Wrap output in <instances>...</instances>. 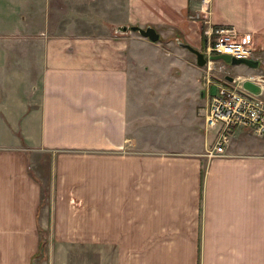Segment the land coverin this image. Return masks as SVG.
<instances>
[{
	"label": "crops",
	"instance_id": "crops-1",
	"mask_svg": "<svg viewBox=\"0 0 264 264\" xmlns=\"http://www.w3.org/2000/svg\"><path fill=\"white\" fill-rule=\"evenodd\" d=\"M217 25L252 33L256 68L211 63L259 92L264 0H0V264H264V136L208 159L201 68L155 79Z\"/></svg>",
	"mask_w": 264,
	"mask_h": 264
},
{
	"label": "built area",
	"instance_id": "built-area-1",
	"mask_svg": "<svg viewBox=\"0 0 264 264\" xmlns=\"http://www.w3.org/2000/svg\"><path fill=\"white\" fill-rule=\"evenodd\" d=\"M203 53L210 64L209 56L226 54L233 58L257 59L254 53L253 35L241 33L227 25L211 28ZM259 92L251 94L239 86H231L224 80L213 82L215 92L209 94V78L205 79L204 91L208 95L206 113L203 116V130L213 132V139L204 156L208 159L221 156L224 146L236 128H245L253 136H264V104L259 98L264 92V76L255 77Z\"/></svg>",
	"mask_w": 264,
	"mask_h": 264
},
{
	"label": "rangeland",
	"instance_id": "rangeland-1",
	"mask_svg": "<svg viewBox=\"0 0 264 264\" xmlns=\"http://www.w3.org/2000/svg\"><path fill=\"white\" fill-rule=\"evenodd\" d=\"M115 27L114 26H109V28H115ZM124 33H127V32H124ZM17 36L18 35H11V36H7V37H5V38H3L1 40L6 42V43H13L14 41L17 40ZM171 38H172L171 40H173V44H170V45H175L176 46L177 45L176 40H181L182 42L186 43L180 37H174V38L171 37ZM159 40H161V39L159 38ZM163 41H165V40L162 38V42ZM253 41H254L253 45H254V48H255V45H256L255 44V40L253 39ZM166 45L167 44L162 45V54H163V52L165 54H168V53L172 54L171 57L174 58V62L170 61V59H167V60L166 59H164V60L163 59H159V64H158V68H157V72H156V74H158V76H156L155 79H158V78L162 79V77H163L166 80L174 81V76L178 75L179 72H180V70L178 69L177 65H175V60H178V57L180 56L181 61L184 63L183 66L187 67V65H189V64H196L195 57L190 52V55L188 54L189 57L187 58V56H185L183 52H180L181 54H179L178 50H172V49H175L174 46H170V47H172V49L170 50ZM178 47H180V46H178ZM186 50H183V51L186 52ZM199 51L203 52V50H199ZM257 52H262L264 54V46L259 48V50H257ZM254 53H256L255 50H254ZM162 57L163 56H160V58H162ZM206 61H207V59H206ZM214 61L219 62L221 60H214ZM213 62L210 63V64L205 63L204 65L199 66V68H201L200 69V75H199L200 89L204 88L205 79L209 78V80L212 82L211 84H209L210 93H214L215 92V87H214L213 82H216L218 79L224 80L223 75H229L231 77L232 76L231 74H233V70L232 69H230V68L229 69H223V68L221 69L217 65H215ZM260 63H261V61H260ZM222 64L224 66H226V67L230 66V64H227V63H224V62H222ZM162 65H163L164 69H162ZM155 69H156V65L154 66V64L150 63V66H148V68H147V70L150 71V73H149L150 76H153L155 74V71H154ZM186 73L188 74L189 72L185 69V72L183 74H186ZM163 81H165V80H163ZM158 82L159 81H154V82H153V80L150 81L151 84L149 85V88L151 89V91L152 90H155V91L162 90L161 87L157 86ZM163 84H166V88L167 89L174 88V93H167V94H177V95L181 94V95H183V90L189 91L188 84H182V83L180 84V82H175L174 84L171 83V85H173V87L170 85V83H168L166 81ZM242 87H243V89L245 91H247V92H249L251 94L255 95V94L258 93L257 87L255 86V84L253 82L251 83V82L245 81L243 83ZM149 88H147V90ZM169 105H171L170 102H167L166 106H169ZM165 111H166V109L162 105V110H161L162 115L165 113Z\"/></svg>",
	"mask_w": 264,
	"mask_h": 264
},
{
	"label": "water",
	"instance_id": "water-1",
	"mask_svg": "<svg viewBox=\"0 0 264 264\" xmlns=\"http://www.w3.org/2000/svg\"><path fill=\"white\" fill-rule=\"evenodd\" d=\"M128 30L137 32L140 36L147 38L151 42H155L158 40V33L155 29L151 26L146 27H139L137 25H118L115 27V31L117 33H124ZM177 45L187 49L191 52L195 57V62L198 66H202L206 62V57L203 55V52L193 48L187 43L182 42L181 40H176ZM210 60H221L224 63L231 64V65H238L243 64L250 68H256L258 66L259 60L257 59H243V58H233L229 57L226 54H217L208 57ZM264 72V68L262 70ZM40 257V255H39ZM31 264H35V259L32 261Z\"/></svg>",
	"mask_w": 264,
	"mask_h": 264
},
{
	"label": "bare ground",
	"instance_id": "bare-ground-1",
	"mask_svg": "<svg viewBox=\"0 0 264 264\" xmlns=\"http://www.w3.org/2000/svg\"><path fill=\"white\" fill-rule=\"evenodd\" d=\"M204 55V53H203ZM205 56V55H204ZM206 63V62H205ZM264 76V73H262V75H257L256 77H263Z\"/></svg>",
	"mask_w": 264,
	"mask_h": 264
},
{
	"label": "flooded vegetation",
	"instance_id": "flooded-vegetation-1",
	"mask_svg": "<svg viewBox=\"0 0 264 264\" xmlns=\"http://www.w3.org/2000/svg\"><path fill=\"white\" fill-rule=\"evenodd\" d=\"M260 62V61H259Z\"/></svg>",
	"mask_w": 264,
	"mask_h": 264
},
{
	"label": "trees",
	"instance_id": "trees-1",
	"mask_svg": "<svg viewBox=\"0 0 264 264\" xmlns=\"http://www.w3.org/2000/svg\"><path fill=\"white\" fill-rule=\"evenodd\" d=\"M174 38V37H173Z\"/></svg>",
	"mask_w": 264,
	"mask_h": 264
}]
</instances>
